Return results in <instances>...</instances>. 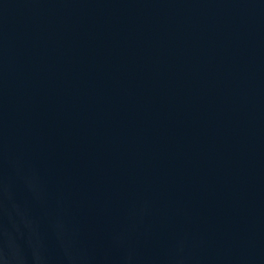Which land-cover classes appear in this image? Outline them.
<instances>
[{"label": "water", "instance_id": "obj_1", "mask_svg": "<svg viewBox=\"0 0 264 264\" xmlns=\"http://www.w3.org/2000/svg\"><path fill=\"white\" fill-rule=\"evenodd\" d=\"M0 264H264V0H0Z\"/></svg>", "mask_w": 264, "mask_h": 264}]
</instances>
